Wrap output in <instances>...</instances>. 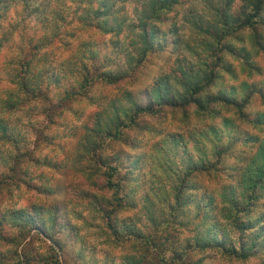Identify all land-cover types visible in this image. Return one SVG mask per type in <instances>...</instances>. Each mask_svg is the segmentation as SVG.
<instances>
[{
  "label": "rangeland",
  "instance_id": "rangeland-1",
  "mask_svg": "<svg viewBox=\"0 0 264 264\" xmlns=\"http://www.w3.org/2000/svg\"><path fill=\"white\" fill-rule=\"evenodd\" d=\"M140 1H107L122 21L115 32L85 12L99 0H0V264H264V195L245 210L239 184L264 144L254 123L264 114V6L244 26L246 0H176L141 54L130 24ZM77 51L91 58L84 83ZM205 67L220 76L201 100L255 89L243 116L221 103L210 117L193 103L134 113L159 77L183 93L180 72ZM22 78L40 91L25 93ZM213 142L216 169H190ZM232 197L238 218L260 219L241 234L226 215ZM239 236L254 242L243 259L212 243L237 248Z\"/></svg>",
  "mask_w": 264,
  "mask_h": 264
},
{
  "label": "trees",
  "instance_id": "trees-1",
  "mask_svg": "<svg viewBox=\"0 0 264 264\" xmlns=\"http://www.w3.org/2000/svg\"><path fill=\"white\" fill-rule=\"evenodd\" d=\"M108 0H99L97 3V6L94 8H91V4L89 2V6L87 9H85V12H90L93 17H95V23L100 24L99 27H101V23H104L108 20V22H112L111 26H115V32H118L120 25L122 24V21L117 22V15L119 12H116V10L112 9V4L108 5ZM230 0H227V3ZM247 5H251V11L252 13H248L244 15L242 18V25H250L251 23V17L257 16L260 11L262 10L264 6V0H246ZM176 0H141L140 1V8L138 10V14L136 16L135 21H131L130 24L137 26L139 29V36L140 41L143 45L141 48L142 52L144 53L146 49L149 48L151 41L153 40L155 29L154 26H150L151 22L158 19L161 11L169 9ZM225 5L226 2H225ZM87 13V14H88ZM86 14V15H87ZM86 15H84V23H89V21L86 18ZM109 18V19H108ZM226 18L229 20L231 19L230 16L226 15ZM86 21V22H85ZM252 22H254L252 20ZM109 24V23H108ZM224 24L226 27H224V30H227L229 27H231L227 22L224 20ZM150 26V27H149ZM235 27V26H233ZM241 26H236L233 30H230L229 32H234L236 28H239ZM110 28L107 29L109 31ZM87 53H89L87 51ZM83 53L81 51H77L75 54L76 61L74 62L77 64L78 67H76V74L77 76L84 82L88 81L87 75L90 74L89 72L92 70L87 69V66L83 63V58L90 59L89 57H84ZM216 60H214L215 65ZM207 67V65H206ZM205 72L203 74H199L198 72L195 73L194 76H190L191 74H187L184 72H180L181 75H186L188 78L183 80L181 82V85L185 87L187 92H179L176 91L173 87H170L169 84H166V78L167 76H161L159 77L154 83L150 90L147 91V98L149 103L145 106L143 105H136L134 107V113H142V112H149L150 104L153 103H160L162 105H180L184 106L188 103H193L196 110L200 112V115H207L208 117L214 116L217 114L216 112L212 111L210 109L211 104L215 103H221L222 105L234 107L236 108V113L239 117H241V106L247 101V97L251 91H254L255 89L250 86V88H246L249 90L244 97L241 99V101L234 100L227 92H224L223 90H218L217 92H214V94L209 95L207 93L204 100L200 99V94L202 91H204V88L207 86L212 85L213 81L217 79L220 74H218L217 68H206ZM92 68V67H91ZM190 76V77H189ZM36 78V76H35ZM37 79V78H36ZM35 82V81H34ZM19 85L21 89L25 93L29 92H39V86L34 87L32 85V89L25 84V80L22 78L19 81ZM70 91V90H69ZM66 90L65 92H69ZM259 94L264 98V94L262 92H259ZM135 105V103H133ZM128 113V112H127ZM126 113V114H127ZM258 115V114H257ZM256 115L254 123L255 124H261L264 125V114ZM243 116V115H242ZM229 120L224 119L223 122L225 123V126H227V122ZM210 132H212V135L217 133V129H214L212 127H209ZM198 143H200L198 141ZM211 152H207L205 148L202 147V144H200V147L198 146L196 148V154L197 158L192 161L189 168L195 169L198 172H204V171H211L216 169V164L218 163V158L221 153L219 150V146L213 142V145H211ZM114 169V168H113ZM240 190H241V198L245 200V204L251 207L253 203H255L259 198H261L264 195V144H261L258 148L256 154L252 156L251 160L249 161V164L244 169V171L241 173L240 176ZM235 198L232 197L229 199V206H231L233 209L226 210V215L228 220L231 222V225L241 234L244 233L245 230L254 228L260 221L257 218L250 221L251 219H241L238 218L236 212L237 208L239 207V202L234 200ZM227 203V202H226ZM231 210H234L233 212ZM262 217V216H261ZM254 218V217H253ZM258 221V222H257ZM237 248L232 246V243L230 245H226L227 243L223 238L216 240L213 239L212 243L219 247L220 249H224L226 251H230L232 255L238 258H246L249 254V252L254 247V242H251L249 246H247L246 243H242L241 237H237ZM229 243V242H228ZM225 245L227 247H225Z\"/></svg>",
  "mask_w": 264,
  "mask_h": 264
}]
</instances>
